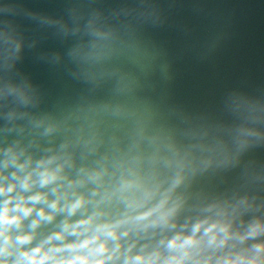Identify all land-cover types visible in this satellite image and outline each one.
I'll return each instance as SVG.
<instances>
[{
  "label": "clouds",
  "instance_id": "9594fccd",
  "mask_svg": "<svg viewBox=\"0 0 264 264\" xmlns=\"http://www.w3.org/2000/svg\"><path fill=\"white\" fill-rule=\"evenodd\" d=\"M99 3L62 17L0 3V264H264V160L250 156L264 88L164 118L130 59L154 47L141 30L165 22L158 0ZM17 17L72 41L39 59L88 86L74 103L42 108L18 67L39 40Z\"/></svg>",
  "mask_w": 264,
  "mask_h": 264
},
{
  "label": "water",
  "instance_id": "95a60500",
  "mask_svg": "<svg viewBox=\"0 0 264 264\" xmlns=\"http://www.w3.org/2000/svg\"><path fill=\"white\" fill-rule=\"evenodd\" d=\"M5 0H0L4 3ZM38 13L62 17L70 0H12ZM123 0H100L108 9ZM165 16L160 26L141 30L149 47L131 56L137 69L150 71L139 95L156 104L167 118L171 109L196 114H219L223 97L231 90L256 94L264 88V0H158ZM22 31L39 40L26 49L19 69L40 87L44 110L59 103L70 105L87 91V85L73 79L65 65L39 59L41 53L66 52L72 41H62L51 29L17 17ZM158 50L161 55L158 57ZM158 57V59H157ZM167 65V76L164 66ZM111 85L96 94L108 98ZM250 156L264 160V148Z\"/></svg>",
  "mask_w": 264,
  "mask_h": 264
}]
</instances>
